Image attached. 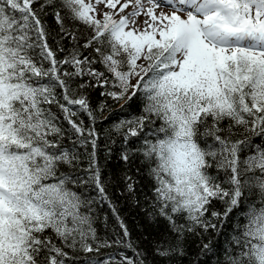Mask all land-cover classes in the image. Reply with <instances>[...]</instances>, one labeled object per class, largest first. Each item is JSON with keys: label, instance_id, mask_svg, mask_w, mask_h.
Returning <instances> with one entry per match:
<instances>
[{"label": "snow or ice", "instance_id": "obj_1", "mask_svg": "<svg viewBox=\"0 0 264 264\" xmlns=\"http://www.w3.org/2000/svg\"><path fill=\"white\" fill-rule=\"evenodd\" d=\"M36 2L0 0V264H148L123 221L122 236L94 226L98 203L117 210L96 158V113L110 106L93 108L90 88L117 104L143 102L140 115L113 128L127 129L125 145L142 138L135 151L150 164L152 207L176 234L152 256L185 255V232L219 231L235 213L223 264H264V144L251 139H264V0ZM49 5L55 36L42 18ZM76 24L89 30L82 44ZM214 201L224 208L209 218Z\"/></svg>", "mask_w": 264, "mask_h": 264}, {"label": "trees", "instance_id": "obj_2", "mask_svg": "<svg viewBox=\"0 0 264 264\" xmlns=\"http://www.w3.org/2000/svg\"><path fill=\"white\" fill-rule=\"evenodd\" d=\"M42 3H44V0H37L33 7L39 8ZM55 3L58 6L59 0H55ZM45 12L47 15H44L42 18L51 30L53 36H55L59 32V25L54 19L53 6L49 5L46 7ZM75 27L82 34L80 40L82 44L89 30L79 24H76ZM50 43H55V41H50ZM61 45L65 48H71L73 46L68 40L61 41ZM81 51L84 55H88L91 50L81 48ZM59 55L62 58L65 53H59ZM95 67L101 71H105L104 66L100 63H97ZM107 75L110 76L111 74ZM102 91H104L102 88H90L87 90V95L90 98V104L93 108H98L102 103H107L110 106L109 111L114 113L107 120L104 117L109 115V111H105L103 115H100L99 112L96 113V131L99 136L96 158L100 167L101 179L105 183L109 199L117 211L114 214L112 207L107 202H100L95 206L96 221L94 226L97 228L98 233L101 236L107 237L122 236L123 232L120 227V221H123L134 244H138L140 248L146 250L149 256L148 264H153V261H155V264H223V252L228 246L225 240L232 234L231 229L235 213L229 217L224 228L219 231L209 229L207 232H204L203 229L196 228L193 232H185L183 239L179 241L184 249L185 255H174L168 261H163L158 257L152 256L157 241L165 240L175 245L177 243L176 234L172 232L168 221L159 216L152 207L153 181L149 175L150 164L144 162L142 154L135 151L142 147V138H130L127 145H125L123 132L127 129L125 128L117 132L113 128V121L116 119L125 117L132 118L133 116L140 115L143 102L139 97H134L127 104L123 100L117 104L111 98L102 96L100 94ZM122 105L123 110L121 111ZM80 118L84 120L86 126L90 123L87 115L81 113ZM156 123L158 125L160 122L157 121ZM65 127H69L66 122ZM236 131L238 134L233 139L241 138L239 132H242L243 129H237ZM251 139L254 144H264V139L261 137L252 136ZM65 143H69L67 138H65ZM125 148L129 150V159L127 162L121 159V154ZM90 150L91 148L89 146ZM86 167L87 161L85 160L82 162V168ZM61 170L69 171V168L65 165L62 166ZM209 171L215 174L214 167ZM126 176L132 177L135 181L134 192L128 191ZM223 208V204L219 201H214L213 207L206 215L211 218L210 212L212 210L223 211ZM178 222L185 223L183 217L178 218ZM216 223L219 229L220 222L216 221ZM49 234L51 233L49 232ZM203 244H210L212 251L205 252L203 250ZM65 251L69 252V255L81 259L86 255H92L90 253L85 254L81 251L72 252L71 249H65ZM112 251L114 250L111 248L101 249V254L104 255ZM76 264H79V261Z\"/></svg>", "mask_w": 264, "mask_h": 264}, {"label": "rangeland", "instance_id": "obj_3", "mask_svg": "<svg viewBox=\"0 0 264 264\" xmlns=\"http://www.w3.org/2000/svg\"><path fill=\"white\" fill-rule=\"evenodd\" d=\"M123 2H124V0H121V3H123ZM145 6H147V5L145 4ZM104 10H106V9L104 8L103 5H99V6L97 7V11H104ZM127 11H131V9H130V10L127 9L126 12H127ZM158 11H159V10H158ZM165 11H170V9H165ZM140 19H141V21H142L143 17H141ZM133 82H135V81H133Z\"/></svg>", "mask_w": 264, "mask_h": 264}, {"label": "bare ground", "instance_id": "obj_4", "mask_svg": "<svg viewBox=\"0 0 264 264\" xmlns=\"http://www.w3.org/2000/svg\"><path fill=\"white\" fill-rule=\"evenodd\" d=\"M145 4L147 5V0H145ZM130 10V9H129Z\"/></svg>", "mask_w": 264, "mask_h": 264}]
</instances>
